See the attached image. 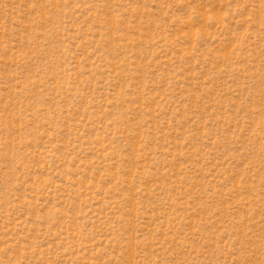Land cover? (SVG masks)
Wrapping results in <instances>:
<instances>
[{
    "label": "rangeland",
    "instance_id": "rangeland-1",
    "mask_svg": "<svg viewBox=\"0 0 264 264\" xmlns=\"http://www.w3.org/2000/svg\"><path fill=\"white\" fill-rule=\"evenodd\" d=\"M0 264H264V0H0Z\"/></svg>",
    "mask_w": 264,
    "mask_h": 264
}]
</instances>
